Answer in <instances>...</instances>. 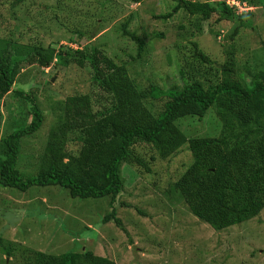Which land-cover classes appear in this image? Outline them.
I'll return each mask as SVG.
<instances>
[{
  "label": "trees",
  "instance_id": "16d2710c",
  "mask_svg": "<svg viewBox=\"0 0 264 264\" xmlns=\"http://www.w3.org/2000/svg\"><path fill=\"white\" fill-rule=\"evenodd\" d=\"M24 1L15 0L14 4ZM130 1L142 3L145 0ZM174 1L176 5L171 12L156 18L170 20L180 11L185 12L192 34L194 28L202 33V24L215 14L219 15L218 22L238 19L230 40L239 37L241 29L252 27L251 21L244 18L245 14L238 16L236 9L224 0ZM253 1L241 0L249 5ZM75 35H87L89 40L95 37V33L79 31ZM126 37L133 40L136 35L132 33ZM156 38H165V34L148 35L145 39L140 36L138 44L135 41L138 55L129 62L104 56L93 45L78 50L61 48L57 55L55 50L35 48L34 54L38 55L42 67H50L55 56L61 59L59 63L69 65L74 62L82 69L90 63L94 83H98L106 93L97 102H108L111 107L95 110L90 95L83 93L69 96L64 103H56L52 112L57 113V121L49 128L43 156L37 163V170L27 173L19 168L24 160L20 151L25 149L26 139L46 126L47 117L42 103L36 105L30 94L18 90L15 93L17 98L34 104L32 118L28 122L17 115L14 132L2 140L0 188L9 194L15 191L22 195L33 187L45 190L51 187L46 190V195L59 206L66 207L69 200L82 201L90 214L91 200L95 203L98 199L109 198L111 202L123 189V164L138 166L139 174L150 175L144 170L151 173L150 164L157 158H144L136 153V146L144 144L151 146V151L157 152V156L164 160L171 159L181 150L190 152L191 161L181 164L185 168L183 172L176 177L171 175V190L167 193L171 196L173 191L174 197L184 200L188 210L200 222L222 231L259 216L264 210V73L250 76L252 79L249 82L238 68L234 46L226 52L225 62L217 64L196 42H191V60L193 58L194 62L184 59L177 63V69L182 67L179 71L183 87L181 90L163 91L148 78L137 77L144 64L150 62L147 56L153 53ZM188 49L185 46L184 52L187 53ZM14 50L17 51L15 43ZM11 55L9 49L0 46V100L12 91L16 83L19 65ZM100 64L106 72L102 71ZM140 64L142 67L137 68ZM186 67L194 75H190ZM163 98L166 101L162 102L163 105L151 102L158 103ZM212 108L214 110L209 112ZM190 117L199 122L217 120L210 127L213 133L210 136H193L190 131L184 132L180 125L186 124L185 119L190 120ZM196 120L191 124L197 123ZM12 143L15 145L12 146ZM71 143L74 144L70 146ZM184 146L187 147L183 149ZM54 189H59V192L53 199L49 194H54ZM2 200V203L8 202L3 197ZM30 203V206L34 204ZM110 207L112 209L102 217L100 226L91 222V227L84 221H76L71 229L65 231V242L77 239L75 235L87 230L92 234L89 241L96 246L97 240L104 242L105 239L98 236L95 227L102 228L108 222L126 231L122 217L117 216L113 204ZM38 209L44 212L42 208ZM139 210L144 214L143 210ZM17 222L11 232L18 229L20 223ZM18 246L20 244L0 236V249L4 253L0 254V264H16L20 256L26 260L22 264H116L109 257L97 255L92 246L85 249L76 247L62 254L34 250L32 246L20 251ZM58 251L60 248L55 249V252ZM31 253L34 259L28 261ZM3 255L5 260H2Z\"/></svg>",
  "mask_w": 264,
  "mask_h": 264
},
{
  "label": "rangeland",
  "instance_id": "374dc122",
  "mask_svg": "<svg viewBox=\"0 0 264 264\" xmlns=\"http://www.w3.org/2000/svg\"><path fill=\"white\" fill-rule=\"evenodd\" d=\"M14 2L0 0V46L9 49L19 65L12 91L0 100V145H4L3 138L14 132L17 115L28 122L32 118V101L26 102L15 95L22 89L30 94L36 105L43 104L47 117L46 126L25 143L21 141L26 150L20 151L24 160L19 168L27 173L37 170V163L43 156L49 128L57 121V113L52 112L56 103H64L69 96L83 93L90 95L95 110L111 107L108 102H97L106 93L98 83H94L90 63L82 69L74 62L69 65L59 63L61 59L55 56L50 67H42L38 55L34 54L35 48L55 50L57 55L61 48L78 50L93 45L104 56L129 62L138 55L136 43L140 36L145 39L148 35L163 33L165 38L153 41L154 51L147 56L150 62L137 67H142L137 77L148 78L167 92L181 90L184 85L179 71L182 67L177 69V63L184 59L194 62L193 58L191 60L192 41L217 64L225 62L226 52L234 46L238 68L249 82L250 76L264 73V0H254L250 5L235 0L239 2V5L232 6L236 14H245L244 18L251 21L252 27L241 29L239 37L234 40L229 37L237 27L238 19L218 22L219 15L215 14L202 24V33L194 28L193 34L185 12L180 11L170 20L157 19L156 16L172 11L176 5L174 0H145L142 3L130 0H25L17 5ZM76 31L95 33V37L89 40L87 35L76 36ZM132 33L136 35L135 40L126 37ZM185 46L189 47L187 53L184 52ZM100 68L107 71L102 65ZM186 69L194 75L189 67ZM151 102L163 105L166 101L163 98L158 103ZM193 120L196 118L190 117V120L185 119L186 124L180 125L184 132L190 131L193 136H210L213 133L210 127L217 122L196 120L197 123L191 124ZM3 150L0 146V152ZM135 150L144 158L156 156L157 160L150 164L151 173L140 169L150 175L139 174L138 166L123 164V189L111 202L109 198L98 199L95 203L91 200L90 214L82 201L69 200L66 207L59 206L46 195V190L51 187H45L46 190L33 187L22 195L15 191L9 194L0 188V236L20 244L17 247L20 251L32 246L34 250L62 254L76 247L85 249L92 246L97 255L109 257L117 264H264V210L249 222L216 231L192 215L184 200L174 197L173 191L171 196L167 193L171 190L172 177L185 169L181 164L191 161L190 152L181 150L171 159L164 160L157 156V152L151 151L153 149L149 145H138ZM53 191L54 194L51 192L49 195L54 199L59 189ZM2 197L8 202L2 203ZM30 202L34 204L30 206ZM110 204L114 205L117 216L122 217L126 231L108 222L102 228L95 227L98 236L105 239L104 242L97 240L96 246L89 241L92 234L87 230L75 235L77 239L65 242V231L71 229L76 221H84L91 227L92 223L100 226L102 217L112 209ZM38 207L44 212H40ZM21 217L22 221L17 222ZM15 221L20 225L11 232ZM56 248L60 251L55 252ZM0 254H4L1 249ZM30 256L28 261L34 259L32 253ZM1 257L5 260V255ZM9 261L13 263L12 258ZM24 261L20 256L16 264Z\"/></svg>",
  "mask_w": 264,
  "mask_h": 264
},
{
  "label": "clouds",
  "instance_id": "9594fccd",
  "mask_svg": "<svg viewBox=\"0 0 264 264\" xmlns=\"http://www.w3.org/2000/svg\"><path fill=\"white\" fill-rule=\"evenodd\" d=\"M225 1V0H224ZM227 3V5H231L230 7H232L233 5H239V2H235V0H233V2H225ZM232 3V4H231ZM193 42V41H192ZM199 46V45H198ZM200 48V47H199Z\"/></svg>",
  "mask_w": 264,
  "mask_h": 264
},
{
  "label": "crops",
  "instance_id": "0c3cea01",
  "mask_svg": "<svg viewBox=\"0 0 264 264\" xmlns=\"http://www.w3.org/2000/svg\"><path fill=\"white\" fill-rule=\"evenodd\" d=\"M117 264V263H116Z\"/></svg>",
  "mask_w": 264,
  "mask_h": 264
}]
</instances>
